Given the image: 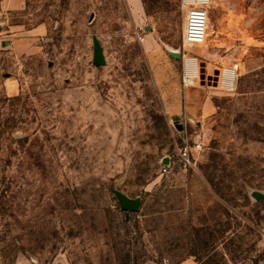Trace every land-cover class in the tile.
Masks as SVG:
<instances>
[{
  "label": "rangeland",
  "instance_id": "1",
  "mask_svg": "<svg viewBox=\"0 0 264 264\" xmlns=\"http://www.w3.org/2000/svg\"><path fill=\"white\" fill-rule=\"evenodd\" d=\"M143 2L168 26L151 51L126 0L0 6V38L30 42L0 48V264H264V0H214L210 26L223 16L225 30L191 49L181 0ZM213 46L238 65L235 89L186 87L184 52L206 77L226 66ZM201 94L205 111L186 110ZM184 130L203 141L191 164L178 155Z\"/></svg>",
  "mask_w": 264,
  "mask_h": 264
},
{
  "label": "crops",
  "instance_id": "2",
  "mask_svg": "<svg viewBox=\"0 0 264 264\" xmlns=\"http://www.w3.org/2000/svg\"><path fill=\"white\" fill-rule=\"evenodd\" d=\"M28 0H0V6L5 9V10H9V11H21L25 8L26 4H27ZM126 3L130 9V11L132 12V15L134 17V23L136 26V29L139 31V33H141L139 27H142V23H144V15L145 14L147 16L148 19V24H146V32H142V35L144 36V39H142V41H140L141 43L144 44L145 49L151 51L153 49H155V43H156V37L162 33H165L168 29L167 26V22L164 21V23H161L160 17L162 16L161 14H157V13H152V14H147L146 10H145V6H144V2L143 0H126ZM214 0H210V3L208 5V11H209V29H210V33H216L217 30L222 29V31L225 30V17H221L222 19L219 21L220 22V26H219V22H218V27L217 26H210L211 25V18H210V14H211V9L214 5ZM184 12V10H183ZM185 13V12H184ZM183 13V14H184ZM228 18H229V24H228V28L229 27H234L236 25V23L234 22L233 18L230 17V15L228 14ZM184 23H185V14H184V19H183V30H182V36L184 33ZM216 27V28H215ZM1 28L2 30H10L13 29H8L6 26H2L1 24ZM45 29V26L43 25H39L38 27H35L34 29H32V33H43ZM212 29V31H211ZM145 31V29H144ZM164 31V32H163ZM221 31V30H220ZM217 37V36H216ZM247 43H249L250 41L253 40L252 36L250 33H248L246 31V34L243 37ZM139 41V40H138ZM30 46V42L29 40H26L22 37H17V36H12V35H6L4 37L0 38V48L1 49H22V50H26L28 47ZM189 49H191V46L193 45H189ZM178 52H173V53H180L181 51L179 49H177ZM210 57H213L214 59H221L220 61L223 63V65L226 66H231V59L228 58V55H225V48L224 47H208L207 50L205 51ZM188 55H195L189 52H186ZM201 64V61H200ZM198 80H195V85L197 83ZM200 82V80H199ZM201 84V83H200ZM192 85V86H195ZM187 87V86H186ZM201 87H203L202 89H205V86L201 85ZM210 103H212L211 98H206L205 95L201 94L199 97H192L190 98V100L187 101V99L185 98V104H186V110L195 112L194 109H201L204 110L208 107V105H210ZM173 110L174 112H179L180 110V105L179 103H175L173 105ZM187 114V111H186ZM188 115V114H187ZM18 264H24V262H19ZM178 264H198L196 259L190 257V258H186L184 260H182L180 263Z\"/></svg>",
  "mask_w": 264,
  "mask_h": 264
},
{
  "label": "built area",
  "instance_id": "3",
  "mask_svg": "<svg viewBox=\"0 0 264 264\" xmlns=\"http://www.w3.org/2000/svg\"><path fill=\"white\" fill-rule=\"evenodd\" d=\"M210 0H181V7L185 14L184 33L183 39L185 45H194L197 43H203L206 41L209 31V11L208 5ZM1 15V14H0ZM136 34L139 41L144 39L142 33L136 30ZM184 69L182 81L185 86L195 85V80H200L201 65L199 71L197 70V63L200 59L198 55L184 54ZM201 61V60H200ZM239 77V67L236 64L231 66H224L220 69L218 85L228 91L234 90ZM185 136L182 137V141L178 148V155L183 162L191 164V151L193 149L200 150L203 147V141L201 135L198 134L197 138L189 139L187 130H184ZM170 160L164 164L163 170L167 172L170 167Z\"/></svg>",
  "mask_w": 264,
  "mask_h": 264
},
{
  "label": "water",
  "instance_id": "4",
  "mask_svg": "<svg viewBox=\"0 0 264 264\" xmlns=\"http://www.w3.org/2000/svg\"><path fill=\"white\" fill-rule=\"evenodd\" d=\"M95 42V47H94V62H96L99 65H104L106 64V59L104 57V53L102 48L100 47L99 43ZM201 74H200V83L201 82H205L206 79L208 80H214V84L218 83V78H219V73L220 70H215V76L212 77V75H208V77H206V64L205 62H201ZM179 128H183L181 124H178ZM117 197L119 198V200L121 201V205L122 208L125 210H135L138 206L139 203V199H133L130 197H127L126 195L122 194L121 192H117Z\"/></svg>",
  "mask_w": 264,
  "mask_h": 264
},
{
  "label": "bare ground",
  "instance_id": "5",
  "mask_svg": "<svg viewBox=\"0 0 264 264\" xmlns=\"http://www.w3.org/2000/svg\"><path fill=\"white\" fill-rule=\"evenodd\" d=\"M186 45H188V43L186 44ZM189 46V45H188ZM173 52H178V50L177 49H173ZM182 54V53H181ZM183 54H185L186 56H189L186 52H184ZM200 59H199V61H198V63L196 64L197 65V70L199 71V69H200Z\"/></svg>",
  "mask_w": 264,
  "mask_h": 264
}]
</instances>
